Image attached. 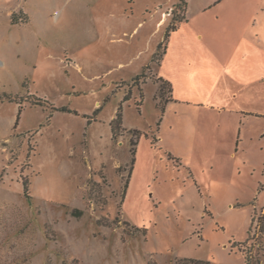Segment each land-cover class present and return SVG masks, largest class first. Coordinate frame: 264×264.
I'll list each match as a JSON object with an SVG mask.
<instances>
[{"label":"rangeland","instance_id":"374dc122","mask_svg":"<svg viewBox=\"0 0 264 264\" xmlns=\"http://www.w3.org/2000/svg\"><path fill=\"white\" fill-rule=\"evenodd\" d=\"M24 1L0 0V264H264V0Z\"/></svg>","mask_w":264,"mask_h":264},{"label":"trees","instance_id":"16d2710c","mask_svg":"<svg viewBox=\"0 0 264 264\" xmlns=\"http://www.w3.org/2000/svg\"><path fill=\"white\" fill-rule=\"evenodd\" d=\"M183 4L184 5H186L187 6V0H183ZM185 20V17H181V18H178V19H175V21L177 22V23H182L183 21ZM172 30V31H171ZM178 30V27L176 26V25H172L171 27H170V31L171 32H175V31H177ZM170 31H168L167 32V34H166V37H165V41H166V44H165V50H164V53H163V55L161 56V58H158V61L159 62H161L162 60H163V58H164V56H165V54H166V52H167V49H168V45H167V43L169 42V40H170V38H171V32ZM159 49L161 48V45H159V47H158ZM140 76H138L137 78H139ZM136 82V81H135ZM161 82H162V87H161V92L163 91V85L165 84V82L163 81V80H161ZM143 96V95H142ZM131 99V96L130 95H127V96H125V98H124V100H123V103L124 102H126V101H129ZM38 104V103H37ZM58 110H61V111H64V112H66L67 110L65 109V108H62V109H58ZM98 112V111H97ZM122 130H124L123 129V106L121 105L120 107H119V110H118V112H117V115H116V117L112 120V122H111V131H112V139L115 141V140H117V138L120 136V134H121V132H122ZM137 141H136V143L133 145V146H137ZM132 154H133V159H132V164L134 165L135 164V155H136V150H134L133 152H132ZM128 186H129V184H127L126 185V188H128ZM25 190L27 191V188H25ZM253 223H254V221H253ZM253 223H252V227H253ZM264 228V227H263ZM264 229H262V231H263ZM250 232H251V230H250ZM254 236H256V235H254ZM245 257H246V264H253L252 263V257H251V255H249V254H246L245 255Z\"/></svg>","mask_w":264,"mask_h":264},{"label":"crops","instance_id":"0c3cea01","mask_svg":"<svg viewBox=\"0 0 264 264\" xmlns=\"http://www.w3.org/2000/svg\"><path fill=\"white\" fill-rule=\"evenodd\" d=\"M22 1H24V0H22ZM24 2H26V1H24ZM18 10H20V11H22V12H24L25 14H28V11L27 10H25V9H23V8H10V9H8V11H7V16H8V18H9V21H10V23H12V20H13V17L16 15V13L18 12ZM0 13H1V10H0ZM12 25V24H11ZM167 51H168V49H167ZM252 51L253 52H255V50L254 49H252ZM166 54H167V52H166ZM165 54V55H166ZM164 59V58H163ZM255 60V59H254ZM255 74H250L249 76H248V78H250V80H251V77H253V78H255ZM158 78H160V79H162L164 82H167V83H169L170 85H171V83L169 82V81H167L166 79H164L162 76H158ZM172 95H173V88H172ZM174 95H173V97H172V100L170 101V103H172V102H174ZM260 115H262V114H260Z\"/></svg>","mask_w":264,"mask_h":264},{"label":"built area","instance_id":"2783aa9c","mask_svg":"<svg viewBox=\"0 0 264 264\" xmlns=\"http://www.w3.org/2000/svg\"><path fill=\"white\" fill-rule=\"evenodd\" d=\"M59 17H60V12H56L55 13V15H54V20H58L59 19ZM3 62L2 61H0V67H3Z\"/></svg>","mask_w":264,"mask_h":264}]
</instances>
